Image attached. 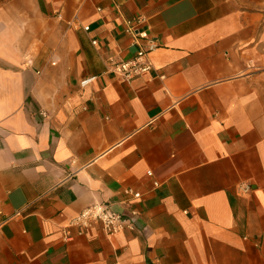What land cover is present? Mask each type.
Segmentation results:
<instances>
[{
    "label": "crops",
    "instance_id": "1",
    "mask_svg": "<svg viewBox=\"0 0 264 264\" xmlns=\"http://www.w3.org/2000/svg\"><path fill=\"white\" fill-rule=\"evenodd\" d=\"M0 264H264V0H0Z\"/></svg>",
    "mask_w": 264,
    "mask_h": 264
},
{
    "label": "built area",
    "instance_id": "2",
    "mask_svg": "<svg viewBox=\"0 0 264 264\" xmlns=\"http://www.w3.org/2000/svg\"><path fill=\"white\" fill-rule=\"evenodd\" d=\"M86 30L89 27L85 28ZM138 44V50L135 56L130 60L114 61L110 60L108 69L116 77H119L125 82L131 81L136 77L147 75L153 69V63L149 56L158 48L157 39L152 37L149 33V27L142 31L135 28L134 21H127L126 30ZM142 41L145 43L143 44ZM95 43V42H94ZM90 80H85L82 85H86ZM149 176H153L152 172H148ZM158 185L157 182L154 183ZM239 189L243 193L250 192L251 188L248 184L243 183ZM128 195H132L135 198H140L141 193L128 189L126 192ZM135 215V213H133ZM97 225L101 227V230L107 236H115L126 230H134L135 223L134 218L125 213H120L113 209L110 203H95L78 215H76L70 223L62 230V239L64 241H72L76 236L82 235L89 229H94ZM74 229L77 230V234L74 233Z\"/></svg>",
    "mask_w": 264,
    "mask_h": 264
}]
</instances>
